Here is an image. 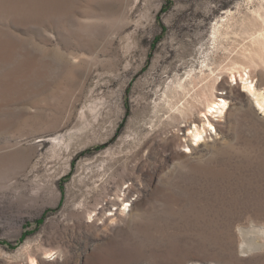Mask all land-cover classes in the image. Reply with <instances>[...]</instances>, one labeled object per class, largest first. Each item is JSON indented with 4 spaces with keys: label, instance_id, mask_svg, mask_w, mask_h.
<instances>
[{
    "label": "rangeland",
    "instance_id": "1",
    "mask_svg": "<svg viewBox=\"0 0 264 264\" xmlns=\"http://www.w3.org/2000/svg\"><path fill=\"white\" fill-rule=\"evenodd\" d=\"M256 12L0 0V264H264V111L231 82L264 89Z\"/></svg>",
    "mask_w": 264,
    "mask_h": 264
},
{
    "label": "bare ground",
    "instance_id": "2",
    "mask_svg": "<svg viewBox=\"0 0 264 264\" xmlns=\"http://www.w3.org/2000/svg\"><path fill=\"white\" fill-rule=\"evenodd\" d=\"M257 13V12H256ZM258 18L261 20L262 28L259 31H256L253 35L254 38L251 40V45L253 49L246 50L243 52L242 56L245 59H253L256 57L263 58L264 57V14L257 13ZM245 50V49H244ZM248 53V54H247ZM250 55V56H248ZM231 78L233 83L241 84L244 89H246L249 94L253 97L254 101L258 105V107L264 111V89L260 88L257 81L251 78L249 71L246 68L243 70L234 67L231 73ZM227 106V101L222 99L221 101H214L208 103L207 112L203 114V121H199L200 124H195L194 127H190L187 132H185V138H188L193 145H201L206 141V137H209L208 131L214 128V123L210 119V114L223 111ZM207 124V125H206ZM57 138V137H56ZM125 205V203H124ZM116 216V213L113 214ZM254 232V231H253ZM241 235L246 233L245 230H241ZM254 246V245H253ZM264 246L261 244H255V248ZM242 249L243 252H249L252 250V245L249 244L248 240L242 241ZM261 248V247H260ZM28 264H37V257L32 256L29 253L28 256Z\"/></svg>",
    "mask_w": 264,
    "mask_h": 264
}]
</instances>
